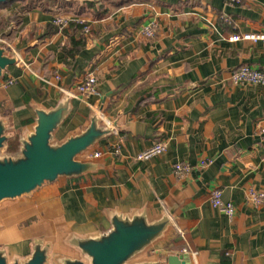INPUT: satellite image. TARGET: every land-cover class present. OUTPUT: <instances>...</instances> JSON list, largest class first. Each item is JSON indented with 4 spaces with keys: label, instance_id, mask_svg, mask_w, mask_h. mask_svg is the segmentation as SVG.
<instances>
[{
    "label": "crops",
    "instance_id": "crops-1",
    "mask_svg": "<svg viewBox=\"0 0 264 264\" xmlns=\"http://www.w3.org/2000/svg\"><path fill=\"white\" fill-rule=\"evenodd\" d=\"M93 3L79 12L39 4L0 31V44L18 58L0 78V116L13 129L29 134L38 109L61 105L67 111L55 143L80 134L93 118L108 130L80 156L91 164L86 172L4 203L0 214L8 227L0 242L8 255L27 257L41 243L82 258L77 240L109 232L115 216H144L168 223L151 256L264 264V203L257 207L248 198L252 188L264 191V85L232 79L244 65L264 70V39L230 40L264 35V0ZM59 17L68 24H56ZM151 24L155 35L148 37L144 29ZM69 36L79 39L76 49L85 42L73 56L65 52ZM88 74L97 78L101 96L79 93ZM157 142L166 146L162 154L138 159ZM178 162L193 168L179 174ZM216 189L235 204L232 217L211 205ZM44 194H52L51 212L47 201L38 217L14 213ZM21 219L31 222L19 228Z\"/></svg>",
    "mask_w": 264,
    "mask_h": 264
},
{
    "label": "water",
    "instance_id": "water-1",
    "mask_svg": "<svg viewBox=\"0 0 264 264\" xmlns=\"http://www.w3.org/2000/svg\"><path fill=\"white\" fill-rule=\"evenodd\" d=\"M7 1L0 0V4ZM17 62L18 58L0 44V78ZM66 111L67 108L61 105L52 110L38 109L34 128L29 134L16 131L10 126L8 116H0V211L9 200L30 195L61 176L83 174L91 167L80 156L108 130L98 127L93 118L80 134L55 143L53 134ZM108 124L112 129L111 122ZM112 225L109 232L99 237L77 240L82 258L68 257L41 243H37L27 257H10L7 245L0 242V264H191L188 256L183 254H171L167 258L151 256L168 227L166 221L151 223L144 216L131 219L115 216ZM7 227L0 214V232Z\"/></svg>",
    "mask_w": 264,
    "mask_h": 264
},
{
    "label": "built area",
    "instance_id": "built-area-1",
    "mask_svg": "<svg viewBox=\"0 0 264 264\" xmlns=\"http://www.w3.org/2000/svg\"><path fill=\"white\" fill-rule=\"evenodd\" d=\"M232 3H239L240 0H230ZM69 19L64 17H59L55 20V23L61 26L67 25ZM88 26L86 30L88 31ZM145 35L148 37H153L155 35V24H151L144 29ZM264 39V35L262 34H245L244 36L233 35L230 37L231 41H238L240 39ZM232 79L234 83L237 84H257L264 85V70L253 68L249 65H244L233 72ZM78 91L80 94L89 96H101L102 93L98 89V80L93 74H88L86 78L79 84ZM262 133H264V129L262 128ZM166 149L165 144L162 142H157L145 151L141 152L138 156V159L141 161L149 160L156 156L162 154ZM96 156L99 154L96 153ZM209 162L207 160H203L201 162L202 166H207ZM193 166L190 163L178 162L174 164L175 172L182 174L188 173L192 170ZM249 201L254 206H261L264 203V191L251 189L248 192ZM211 205L213 208L218 210L220 213L226 214L229 217H232L235 214L236 208L235 204L231 201H226L222 197V191L220 189H216L213 191L211 196Z\"/></svg>",
    "mask_w": 264,
    "mask_h": 264
},
{
    "label": "trees",
    "instance_id": "trees-1",
    "mask_svg": "<svg viewBox=\"0 0 264 264\" xmlns=\"http://www.w3.org/2000/svg\"><path fill=\"white\" fill-rule=\"evenodd\" d=\"M17 1L23 2L24 4L22 6H17V5H13L14 3H16ZM45 3V4H43ZM49 3L51 2H46L43 0H32V1H28V0H8L5 3H1L0 4V10H6L5 13L1 14L0 13V31L7 29L8 27H10L11 25L16 26L17 24L20 23V20L23 16V14L28 11L30 8L35 7L37 5H48L50 6ZM53 3H58L60 6L61 5H66V6H71L72 4H77V8H75L74 10H77L78 12L82 9L85 8H94L95 7V3L93 2H85L83 4L81 3H76V1H57ZM85 24V23H84ZM84 24H80V23H71L70 22V26H75L77 29L79 28H84ZM86 25V24H85ZM86 30V28H85ZM89 31V30H88ZM70 41H71V47L65 48V52L67 54V56H73L74 51H78L80 49L81 46H83L85 44V42L81 43L78 48L76 49V46L78 44L79 39L74 38L72 36H69ZM223 264H228L230 263V259L229 258H225L223 259Z\"/></svg>",
    "mask_w": 264,
    "mask_h": 264
},
{
    "label": "rangeland",
    "instance_id": "rangeland-1",
    "mask_svg": "<svg viewBox=\"0 0 264 264\" xmlns=\"http://www.w3.org/2000/svg\"><path fill=\"white\" fill-rule=\"evenodd\" d=\"M48 2V1H46ZM78 3V2H76ZM24 3L17 1L16 3H14L13 5H17V6H22ZM45 4V3H43ZM50 5H55L58 6V3H49ZM63 7V11L64 12H70L71 9H75L77 8V4H72L71 6H66V5H61ZM5 10H0V13L3 14ZM5 43H8V41L5 40ZM52 200V194H44L41 197L38 198V200L35 203L32 204H22L20 206H17L14 210V213L17 215L18 218H20V216H25L27 213H30L31 215H34L36 217H38L39 215H43L44 214V210L46 209V202L49 201L48 203V209L49 212H51L52 208H53V204L51 202ZM21 222H19L18 227L19 228H26L29 223L31 222V220H20Z\"/></svg>",
    "mask_w": 264,
    "mask_h": 264
}]
</instances>
